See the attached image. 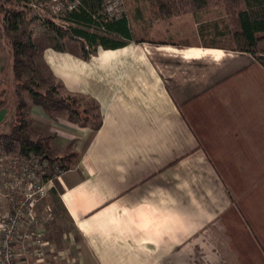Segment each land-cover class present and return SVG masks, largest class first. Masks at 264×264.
<instances>
[{
	"label": "crops",
	"instance_id": "crops-1",
	"mask_svg": "<svg viewBox=\"0 0 264 264\" xmlns=\"http://www.w3.org/2000/svg\"><path fill=\"white\" fill-rule=\"evenodd\" d=\"M140 45L98 47L88 60L42 49L64 91L100 116L95 131L50 124L63 142L76 135L56 201L81 264H264V68L220 47H166L161 70ZM176 59L204 71L183 75ZM12 108L0 97V134Z\"/></svg>",
	"mask_w": 264,
	"mask_h": 264
},
{
	"label": "trees",
	"instance_id": "trees-1",
	"mask_svg": "<svg viewBox=\"0 0 264 264\" xmlns=\"http://www.w3.org/2000/svg\"><path fill=\"white\" fill-rule=\"evenodd\" d=\"M33 0H0V26L11 57V71L18 89L25 91L34 106L45 113L63 112L69 121L83 123L90 118L89 110L81 105V96L67 94L54 78L42 59V49L33 35L37 17L29 14ZM65 10L60 25L50 19L40 23L58 42L76 41L80 44L79 58L88 60L98 47L114 50L127 43H146L133 35L126 16H101L102 0H63ZM160 18L191 13L198 16L210 7H221L230 27L232 51L250 55L264 68V0H150ZM94 29L95 31H92ZM101 31V32H100ZM63 51L62 46L53 47ZM65 95H64V94ZM95 110L97 107L90 101ZM27 105L19 101L9 133L0 134V146L6 153L20 159L37 158L49 162L60 172L66 171L70 157H53L49 154L48 139L34 140L25 133V120L20 112ZM98 122L92 127L95 131ZM45 181L47 178H44ZM61 207V205H60Z\"/></svg>",
	"mask_w": 264,
	"mask_h": 264
},
{
	"label": "rangeland",
	"instance_id": "rangeland-1",
	"mask_svg": "<svg viewBox=\"0 0 264 264\" xmlns=\"http://www.w3.org/2000/svg\"><path fill=\"white\" fill-rule=\"evenodd\" d=\"M65 3L63 0H33L29 5V14L32 17H37L38 21L33 24L34 38L39 42L40 47L45 46H62L66 50L76 51L80 53V44L76 41L62 40L61 42L54 39V37L45 31V28L40 24L45 19H50L57 24H64L59 19V16L64 13ZM100 15L112 16H126L130 22L133 35L137 39H143L146 43L140 46L143 50L147 51L149 55L159 64V68L164 70L163 58L173 52L165 50L166 47L187 48V47H220L229 52H233V40L230 33V27L221 7H210L205 12L198 14V16L191 13L183 14L176 17L160 18L156 14L150 0H102ZM92 31H95L92 29ZM101 32V31H100ZM243 54V53H241ZM171 69L174 71H181L184 74L203 72V66L188 65L178 60L169 62ZM64 94V93H63ZM65 95V94H64ZM0 97L11 105L13 115L8 120L6 128L8 133L12 129L14 121L15 108L17 103L21 100L27 103L25 108H21L20 112L23 114L25 120V133L34 140L48 139L49 154L53 157H70L67 170L75 164L78 153L74 138L68 142L61 140L62 136H57L50 128V124H54L61 133H68L66 126H62V121L66 119L63 112H49L45 113L38 107L37 118L31 117L30 108L34 106L28 98L25 91L18 89L11 71V57L8 51V46L2 35L0 26ZM81 105L86 106L90 113V118L85 122L79 123L78 121H69L75 123L78 128H89L98 122L96 116L97 112L91 102L87 99L81 100ZM32 105V106H30ZM36 119V120H35ZM47 120V121H45ZM76 126V127H77ZM71 133V130H68ZM21 166L26 170H30L36 177L38 175H49L52 173L49 162L41 163L37 158L33 159H20ZM48 165V166H47ZM55 166V165H54ZM43 169V172L41 171ZM66 170V171H67ZM48 171V173H47ZM60 174H53L50 178L44 181V195L32 204L31 212L34 217L35 229H39L43 235V244L45 250L51 256L50 261L53 264H81L79 251L83 249L82 242L79 236L75 233L70 221L60 208L56 201V194L58 191L57 181ZM15 176H19L18 171ZM245 178L244 175L236 176L237 180L233 185L242 183L241 179ZM13 178L6 179L5 194L11 197L14 202L25 199L23 191L13 186ZM234 180V181H235ZM246 180V179H245ZM22 185L28 183L26 177H20ZM228 190V189H227ZM239 198H244L241 202V208L246 212V189H234V193H239ZM229 194L233 197L230 190ZM29 201L26 202L29 205ZM239 213L240 210H239ZM51 247V248H50ZM82 264L84 262L82 261Z\"/></svg>",
	"mask_w": 264,
	"mask_h": 264
},
{
	"label": "built area",
	"instance_id": "built-area-1",
	"mask_svg": "<svg viewBox=\"0 0 264 264\" xmlns=\"http://www.w3.org/2000/svg\"><path fill=\"white\" fill-rule=\"evenodd\" d=\"M21 164L17 157L6 153L0 146V264H53L49 252L47 253L48 249L45 250L43 244V233L32 226L34 217L31 207L44 195L42 179H51L53 174L59 175L60 170L53 166L50 167L52 173L49 175L42 174L36 177ZM17 171L19 176L16 177ZM41 171L43 172V169ZM22 176L28 179L26 185L21 184ZM10 178L14 179L13 186L23 191L25 195L23 201L16 203L5 194L6 179ZM27 201L30 202L29 205L26 204Z\"/></svg>",
	"mask_w": 264,
	"mask_h": 264
}]
</instances>
